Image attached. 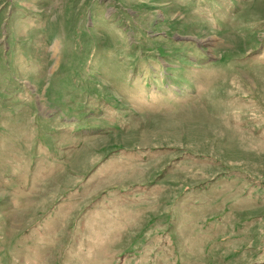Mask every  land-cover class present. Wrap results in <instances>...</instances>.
<instances>
[{
	"label": "rangeland",
	"instance_id": "obj_1",
	"mask_svg": "<svg viewBox=\"0 0 264 264\" xmlns=\"http://www.w3.org/2000/svg\"><path fill=\"white\" fill-rule=\"evenodd\" d=\"M0 264H264V0H0Z\"/></svg>",
	"mask_w": 264,
	"mask_h": 264
}]
</instances>
